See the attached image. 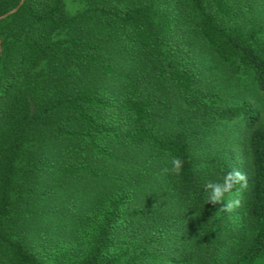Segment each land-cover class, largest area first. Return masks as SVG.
<instances>
[{"label":"trees","instance_id":"1","mask_svg":"<svg viewBox=\"0 0 264 264\" xmlns=\"http://www.w3.org/2000/svg\"><path fill=\"white\" fill-rule=\"evenodd\" d=\"M0 40L1 264H264V0H25Z\"/></svg>","mask_w":264,"mask_h":264},{"label":"clouds","instance_id":"2","mask_svg":"<svg viewBox=\"0 0 264 264\" xmlns=\"http://www.w3.org/2000/svg\"><path fill=\"white\" fill-rule=\"evenodd\" d=\"M66 10L69 14H75L77 10V6L72 5L70 2L66 4ZM169 170L174 175H179L182 170V161L179 158H173L169 162ZM244 180V177L241 176L239 173L236 174H229L222 185H210L209 187L212 188V191L209 193L208 200L210 203H217L220 202L225 198V194H230L232 187L239 181ZM246 186V185H245ZM238 201L229 199L227 204V208L230 210L237 205Z\"/></svg>","mask_w":264,"mask_h":264},{"label":"rangeland","instance_id":"3","mask_svg":"<svg viewBox=\"0 0 264 264\" xmlns=\"http://www.w3.org/2000/svg\"><path fill=\"white\" fill-rule=\"evenodd\" d=\"M62 1H63V8H64L65 12L69 16H75L76 14L82 12L84 10V8H85V0H62ZM69 2L72 5L77 6V10L75 11V14H69V12L66 10V4H68ZM63 37H66V34H64V33L60 34V38H63ZM263 124H264V119H263ZM231 153H232L231 151L228 152V154H231ZM227 158L230 160V163H235L236 162L237 166L242 165L241 158L237 154L236 155L227 156ZM34 203L35 204L31 205V201H30V203L28 204V208H30V209H35L36 208V210H37L38 207H39V202L38 201L36 202L34 200ZM85 207H86V203L83 204V202H80V206L77 208L76 214L73 216L74 221L76 219H79V217H81V215H83ZM24 209H26V206L24 207ZM21 221H24L22 212H21V220L19 222L20 226H21V229H24V235H22V237H23L22 240H27L28 239V233H29V231L32 232L33 228L35 227L36 221L35 220L30 221V224L28 223L27 225H23V226H22ZM67 221H69V220H67ZM1 261L2 260L0 258V264H1Z\"/></svg>","mask_w":264,"mask_h":264},{"label":"water","instance_id":"4","mask_svg":"<svg viewBox=\"0 0 264 264\" xmlns=\"http://www.w3.org/2000/svg\"><path fill=\"white\" fill-rule=\"evenodd\" d=\"M24 1L25 0H20L19 4L15 8H13L12 10L8 11L7 13L1 15L0 16V21L3 20V19H6L7 17H9V16L13 15L14 13H16L19 10V8L23 5ZM0 51H1V40H0Z\"/></svg>","mask_w":264,"mask_h":264}]
</instances>
